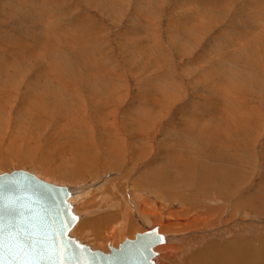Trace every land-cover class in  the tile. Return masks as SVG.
Masks as SVG:
<instances>
[{
	"label": "bare ground",
	"instance_id": "obj_1",
	"mask_svg": "<svg viewBox=\"0 0 264 264\" xmlns=\"http://www.w3.org/2000/svg\"><path fill=\"white\" fill-rule=\"evenodd\" d=\"M84 15L71 18L72 28L66 25L53 33L44 22L41 36L51 38L48 41L54 43L49 52V47H44L40 41V49L32 48L34 35L29 39L25 34L23 40L22 36L12 40L4 37L5 42H0V63H3L0 65V165L11 159L23 164L35 163L44 170L46 181L67 186L71 191L68 201L78 215L71 234L82 236L86 243L89 240L96 245L106 244L101 248L89 243L94 249L107 252L109 246L116 248L125 239L134 240L136 233L151 232L150 228H155L156 233L165 238L153 246V264H264V221L259 219L264 218V211H261L264 210V162L257 172L256 166H249L248 171L241 170L234 159L237 152L229 151V145L241 143L240 133H250L251 138L256 139L263 130L255 120L256 112L245 113L250 118L231 115L227 107L235 101L234 97L219 91L211 77L217 75L216 72L209 69L213 79L209 82V73L200 72L198 68L200 62L215 58L212 55L220 51V45L214 41L217 37H212V43L199 53L193 65L196 77L192 78L193 73H185V77L180 78H188L190 85L187 80L174 79L172 67L171 70L165 68L166 64L157 60L153 48H146L147 55L142 54V57L149 60L146 64L153 58L158 73L156 78L162 76L163 84L158 86L152 79L154 76L148 77V81L152 79L151 88L144 95L140 94L143 99L134 100L137 106L132 107L133 101V109H126L120 116L116 109L124 96L120 95L123 91L118 92V82L125 79L118 74L111 75L107 66L106 71L94 65L92 57H102L96 48L89 50L87 43L99 46L104 37L92 28L86 29L92 22ZM142 19L148 29L149 21ZM190 29H195V25H188L187 30ZM192 31L186 33V37H190ZM55 59L58 63L53 61ZM214 62L219 64L218 58ZM14 64L23 66H17L16 72L18 68L15 70ZM65 69H69L70 74ZM29 70L32 73L27 79ZM199 80L207 81L212 91L203 96L204 108L200 111L181 107L177 110L176 122L159 127V122L179 97L176 92L187 87L200 90ZM22 86L25 90L21 99ZM87 96L89 99L85 98ZM18 101L19 111L24 116L19 125L34 122L46 129L60 117L62 123L57 126L60 125L61 130L74 127L76 138H69V134L66 140L58 139L57 133L64 135L67 130L61 131L55 126L50 134L56 140L48 139L51 137L49 131L44 130L48 135L42 145L38 138L45 135L38 137L36 128L30 130L24 125L16 127L13 124L15 130H11L9 127L14 120L10 106ZM229 133L232 137L227 146L220 139L224 136L225 140ZM33 134L38 135L35 138ZM253 144L250 145L254 152ZM238 147L251 153L249 149ZM55 156L58 163L53 161ZM52 174L65 180V184L51 181L48 175ZM80 180L86 181V185H69ZM249 181L250 186L247 185Z\"/></svg>",
	"mask_w": 264,
	"mask_h": 264
},
{
	"label": "rangeland",
	"instance_id": "obj_2",
	"mask_svg": "<svg viewBox=\"0 0 264 264\" xmlns=\"http://www.w3.org/2000/svg\"><path fill=\"white\" fill-rule=\"evenodd\" d=\"M48 3L49 5H47ZM263 6H264V0H258V1L254 0L252 3L250 2V0H0V42L1 43L5 42L4 37H8L12 40L13 37L19 39L18 37L22 36L21 39L23 40L25 34L29 39H31V37L34 35L33 39H35V43L31 45L32 48L38 50L40 49V44H42L44 47H49L47 49V51L49 52L51 46H53L54 43L52 41L51 42L48 41L51 38L44 39L41 36L44 28L43 26L47 23L50 32L52 33L57 32L63 27H66V25L67 27L70 26L69 27L70 29L72 28L71 18H73L74 15L83 16L85 14L84 16L86 17V19L92 22L91 25H88V27L86 26L87 27L86 29L92 28L93 31H97L98 33H100V36L103 35L102 37H104L103 43H101L102 39H100L101 40L100 43L103 45L99 43L98 44L99 46L97 45L93 46L92 42L87 43L90 46H92V47L90 46L88 47V49L90 48L89 50L91 49L95 50L96 48L97 52L99 51L101 54L100 56L102 57V59L98 58L96 55L92 57L95 60L94 65L96 66L99 65L100 68H102V70L107 71L108 69H110L108 71L111 73V75L118 74L120 76H123V79L126 80V81L122 80L118 82V85L120 84L118 88V90L120 91L118 92L120 93L121 91H123L121 92L123 95L121 93L120 95L124 96L125 98V99L123 97L121 98L122 102L117 106L116 109L121 116L122 112L125 111L126 109H133L132 108L133 106H137L136 101H134L135 99L137 98L143 99L141 96L144 95L145 92H147V89L151 88L150 82L152 79H154V83H156V81L158 82L156 84V85L159 84L158 86H161V84H163V80H161L162 76L158 77L159 80L158 78H156L158 73H156L157 68L155 67L156 65L153 63L154 61L153 58H150L151 59L150 64H146L149 62V60L145 58L144 55L142 57V54L147 55V52L145 51L146 48L147 49L153 48L154 53L157 56V60L162 63L164 62V64H166L165 68L169 67L170 69L172 67L174 79H179L181 80V82L182 80H185V82L187 80L190 85V81L188 78L185 79H180V78L185 77L184 75L185 73L187 74L193 73L194 76L192 78L196 77V73H195L196 69L193 65L198 61L199 53L201 54L202 50L204 51V48L205 47L207 48L208 44L212 43L211 42L212 37L216 36L217 39L216 40L213 39V40L215 41L216 45H220L219 47L221 48L219 49L220 51L218 53H214L212 56L218 58L219 64H217V62H214L215 58H211L209 59L210 61L207 60L204 63L200 62L198 68L201 70L200 72H205L206 74L209 73L208 74L209 82H213L214 79L220 92H224V93L227 92L229 93L230 97L231 96L234 97L233 100L235 101L232 102L227 107L231 115L240 114L250 118V116L247 114L256 112L254 114L256 117L255 120L261 124L263 130L262 131L263 133L258 138L252 139L250 133H248L247 135L246 132L240 133L241 143L236 144V146L227 144L229 142V139L232 137L231 133H229L226 136L225 140H223L224 136H222L220 140L226 143L227 146L229 145V147L231 148L229 151L237 152V157L234 159L236 160L237 165L241 166L240 167L241 170L247 169L248 171L250 170L248 169L249 166L250 168L256 166L258 168L255 170V172H257V170L261 168L264 162V128H263L264 125V31H263L264 7ZM251 12L253 14L255 13V15L253 16ZM238 13H240L241 16ZM245 13L248 14L244 15ZM142 18H145L144 20L149 21L148 29L147 26L144 25L145 23L142 21L143 20ZM244 19H247L246 22ZM253 21H255L254 25H253ZM256 21H258L259 24ZM39 23L40 25H38ZM85 23H88V21H85ZM192 24L195 25V29H190V31L187 30L188 25H192ZM249 24L251 26H249ZM22 27L24 28V30H20L23 29ZM191 30H194L192 31L193 34L190 35V37H186L188 32H191ZM260 30L262 33L260 32ZM191 36L192 37L196 36V37L191 38ZM231 38H233L234 40ZM199 39L201 40L200 42ZM46 40L48 41L49 44L46 42ZM39 41L40 44H38ZM130 41H132L133 43ZM226 43L228 44L227 47H226ZM142 46H144L145 48ZM238 47H240L241 49H239ZM228 50H229L228 53L231 52L230 56H228L229 58L227 57L228 53L221 52V51L227 52ZM181 53L184 54L181 55ZM24 54L27 53L24 52ZM104 54L106 55L104 56ZM148 55L151 56V54L149 53ZM203 57L205 58V56ZM103 60L105 61L103 62ZM53 61L55 63H58L56 59ZM136 61L138 63L137 65H136ZM131 62L133 63L131 64ZM2 64L3 63H0V65ZM168 64L171 65L169 66ZM215 64L216 66L213 67V65ZM12 66L13 68L15 67L14 69L16 70V67L18 65L16 64L15 66L14 64ZM19 66L22 67L23 65H19ZM105 67L108 69H106ZM209 69L217 73V75H215L214 77L212 74L211 77L213 79L210 77L211 71ZM18 70L19 68L16 70V72ZM65 70L67 72L66 71L64 72L70 74L69 69H65ZM220 70H222V73H219ZM168 72L170 71L168 70ZM30 73H32V71L30 70L28 71V73H26L27 79H28V74ZM148 77L149 78L153 77V78L151 80L149 79L148 81L147 79ZM123 83L124 85H121ZM177 83H180V81H177ZM197 83H199V85L201 86L200 90L199 89L196 90L193 87H187L186 89H182V91H180L179 93L176 92V95L179 94V97L177 101L173 103L172 107H170L171 109L168 110V114L166 115V117L162 119L161 122H159L158 125L159 127L162 126L164 128L166 124L176 122L177 121L176 113L177 110L180 109L181 107L182 108H184V106L187 107L185 109L196 108L200 111L202 110V108H204L203 98L206 97V95H208L212 91L211 88L208 87L209 83L207 81L199 80ZM152 85L154 86V84ZM204 88L206 89L205 91H203ZM21 89L22 92L20 98L22 99L25 90L24 86H22ZM88 91L89 90L86 89L87 93ZM140 94L142 95L140 96ZM168 97L171 96L169 95ZM85 98L89 99V96ZM20 101L13 102L12 104L14 105L10 106L11 108L10 114L12 120H14V122H17V123L12 122V124H10L9 128L13 131L15 130L14 129L15 126L17 127L24 125V124L19 125L20 120H22L24 117L19 111ZM133 101L135 102V104L132 105V103H134ZM223 110L226 109L223 108ZM44 112L48 114L49 110H44ZM89 112H92V110H89ZM90 115L94 118L92 113ZM57 118L58 117H56L55 120L60 122L56 123V121H52L55 124L53 123V125L51 124L48 125V128L46 129L42 128L43 127L42 124L36 126L35 125L36 123L34 124V122L29 123L30 125L25 124L24 127L30 130L31 129L34 130V128H36V133H39V135L33 134V137L35 138L37 135L38 137L45 135L44 137L38 138L39 143L42 144V142L46 140V135H48L47 133L50 134V132H52L53 129H55V126L58 127L59 129L61 128L60 125L59 126L57 125L58 123L59 124L62 123V120H60V117L58 119ZM257 118H259V120ZM93 122L96 123L95 118ZM49 127L53 129L51 130ZM98 128L99 126H97L95 129L96 133ZM63 129L67 130L66 131L67 134L61 135L58 132L57 133V135H59L57 136L58 139L61 138V140H66V138L70 135L71 136L69 138L71 139L76 138L75 136H77V132L75 133L76 129L74 127H72L70 130L67 128L66 129L62 128V130L61 129L60 130L63 131ZM44 130L45 131L47 130L49 132L46 133ZM42 131L43 133L44 132L45 133L41 134ZM48 139H52V141L56 140L55 137L53 136H51L50 138L48 137ZM253 140H255L257 143ZM250 144H253V148L255 146L254 149L256 150H254V152ZM238 146H242L245 149L251 150V153H246L245 150H243ZM53 155H55V153ZM56 158L57 157L55 156L53 158V161L58 163ZM22 164L23 163L21 162L19 163L18 161L11 159L9 160L8 163L6 162L4 163V165L3 164L0 165V172L1 171L9 172L11 170L25 169L32 173L34 172V174H37L39 172L37 176L39 178L42 176L41 179L43 178V180L46 181L43 175L44 170L41 171L42 168H39L35 163L23 164V165ZM54 174L57 175V173ZM54 174L48 175L50 176L51 181L56 180L57 182L56 181L53 182L59 184H65V180L62 181V179L61 180L58 179L57 177L54 176ZM250 182L251 181L247 183L248 186H250L251 184ZM75 183L76 184L73 183L69 185H74L79 187L81 185L82 186L86 185V181L81 182V180ZM259 219H263L264 221L263 217H260ZM73 236L77 237V239L81 240L82 242L84 241L87 242V240L82 239L81 238L82 236L78 234L74 233ZM93 242L95 243V241ZM93 242L91 243V241L89 242L88 240L87 244L90 243L95 247H101V248H104V246L106 245L104 243L99 244L97 241L96 242L98 244L96 245V243L94 244Z\"/></svg>",
	"mask_w": 264,
	"mask_h": 264
},
{
	"label": "water",
	"instance_id": "obj_3",
	"mask_svg": "<svg viewBox=\"0 0 264 264\" xmlns=\"http://www.w3.org/2000/svg\"><path fill=\"white\" fill-rule=\"evenodd\" d=\"M70 189L17 169L0 172V264H153L157 241L136 233L109 251L94 249L71 234L78 219Z\"/></svg>",
	"mask_w": 264,
	"mask_h": 264
}]
</instances>
